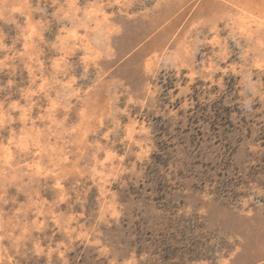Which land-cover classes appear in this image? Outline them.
Instances as JSON below:
<instances>
[{
  "label": "rangeland",
  "instance_id": "rangeland-1",
  "mask_svg": "<svg viewBox=\"0 0 264 264\" xmlns=\"http://www.w3.org/2000/svg\"><path fill=\"white\" fill-rule=\"evenodd\" d=\"M0 264H264V0H0Z\"/></svg>",
  "mask_w": 264,
  "mask_h": 264
}]
</instances>
